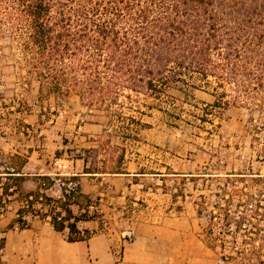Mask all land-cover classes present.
<instances>
[{"label": "rangeland", "instance_id": "1", "mask_svg": "<svg viewBox=\"0 0 264 264\" xmlns=\"http://www.w3.org/2000/svg\"><path fill=\"white\" fill-rule=\"evenodd\" d=\"M63 91L42 87L26 64L20 42L0 32V173L25 164L23 151L35 146L39 154L31 164L47 168L44 159L57 148V164L49 169L56 170L59 185L47 193L52 203L43 197L39 200L42 207L24 206L21 217L16 207L0 204V232L5 238L1 264H36L33 254L18 251L20 230L42 215L50 216L52 208L62 211L64 203L80 219L78 230L85 231L84 222L98 224L97 229L86 230L87 238L100 230L117 236L128 227L120 217L101 218L85 209L96 198H82L80 178L71 175L69 163L76 159L88 163L86 173H158L164 166L172 175L189 173L170 178L179 182H172L163 192H149L144 206L158 213L168 211V204L176 203V209L184 202L185 207L196 206L203 239L218 264H264V111L244 104L216 105L212 90L203 87L170 86L155 100L124 91L118 104L109 107L89 105L76 92ZM26 121L56 124L43 126V133L50 135L43 141L32 137L38 131L26 132ZM89 124L101 126L100 134L92 139L94 144L74 140ZM69 183L75 184L74 191ZM164 192L167 197L162 196ZM126 232L121 241L133 237L130 229Z\"/></svg>", "mask_w": 264, "mask_h": 264}, {"label": "trees", "instance_id": "2", "mask_svg": "<svg viewBox=\"0 0 264 264\" xmlns=\"http://www.w3.org/2000/svg\"><path fill=\"white\" fill-rule=\"evenodd\" d=\"M0 32L20 42L42 87L89 105L178 86L264 111V0H0ZM60 207L53 229L87 240L69 203ZM4 248L0 232V264Z\"/></svg>", "mask_w": 264, "mask_h": 264}, {"label": "crops", "instance_id": "3", "mask_svg": "<svg viewBox=\"0 0 264 264\" xmlns=\"http://www.w3.org/2000/svg\"><path fill=\"white\" fill-rule=\"evenodd\" d=\"M41 122L26 121V132L38 131V134L32 136L35 140H48L50 135L43 133V126L54 122L56 124V121H48L47 124ZM100 132L99 125H85L83 135L74 136L73 139L92 145V139L97 138ZM23 136L31 137L29 134ZM37 148L39 146L23 151L26 162L21 167L9 168V172L5 174L0 173V204H4L7 209L16 207L15 212H18L29 204L32 207L36 204L42 207L44 203L39 200L44 197L46 201L49 197L47 193L59 186L56 170L49 169V166L57 164L55 155L58 149L44 159L47 168H43L31 164L34 155L38 153ZM69 163L73 168L71 175L80 178L82 198H96L97 204L85 209L97 212L101 218L120 217V222L128 227L120 230L117 236L100 230L87 240L68 242L66 230L55 231L50 217L42 215L41 220H32L29 228L20 230L21 238L17 246L21 255L33 254L36 264H218V260L213 257V250L203 239L196 206L185 207L184 202L179 204L180 209H176V203L168 204L165 207L168 211L161 213L152 212V209L150 211L148 206H144L149 201L145 198L150 195L149 192H163L172 182L176 185L179 182L178 179L170 178L190 176L189 173L172 175L166 173V166L158 173L129 170L120 174L86 173L84 168L88 167V163L83 159ZM3 175L6 177L3 178ZM42 193L45 195L38 197ZM165 193L167 192L162 193V196L167 197ZM137 205L138 208H135ZM84 224L85 230L93 231L98 228V224L93 221ZM127 229L131 230L133 237L130 241H121V238L129 234Z\"/></svg>", "mask_w": 264, "mask_h": 264}, {"label": "built area", "instance_id": "4", "mask_svg": "<svg viewBox=\"0 0 264 264\" xmlns=\"http://www.w3.org/2000/svg\"><path fill=\"white\" fill-rule=\"evenodd\" d=\"M69 186H70V189H71L72 191H74L75 184H71V183H69ZM131 238H132V237H131L130 235H128L127 238H126V240H127V241H130Z\"/></svg>", "mask_w": 264, "mask_h": 264}]
</instances>
